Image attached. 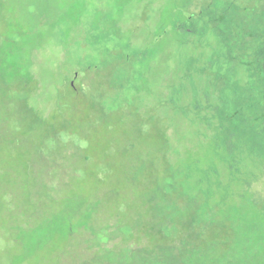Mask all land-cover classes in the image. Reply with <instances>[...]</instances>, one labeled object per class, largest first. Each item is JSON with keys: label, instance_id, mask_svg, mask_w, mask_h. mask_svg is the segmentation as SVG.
Masks as SVG:
<instances>
[{"label": "rangeland", "instance_id": "1", "mask_svg": "<svg viewBox=\"0 0 264 264\" xmlns=\"http://www.w3.org/2000/svg\"><path fill=\"white\" fill-rule=\"evenodd\" d=\"M10 38L27 48V70L34 78L29 102L41 117H49L56 96L72 104L66 90L73 83L80 95L72 117L78 124L86 121L88 101L103 96L107 77L116 74L128 83L111 106L123 107L127 124L111 125L112 115L96 111L89 115L90 123L80 124L88 136L108 131L110 138L96 139L110 146L108 160L96 153L86 165L72 163L55 150L71 147L80 160L84 153L76 148L78 143L63 149V141L56 146L45 141L33 173H5L6 184L0 187V264H177L176 246L163 252L147 234L154 229L153 207L144 199L155 190L145 178L147 167L136 156L152 146L139 144L133 133V109L128 106L132 97L139 99L134 105L142 114L151 112L163 122L172 163L186 149L192 151L198 143L213 146L223 140L224 130L237 129L243 168L239 177L252 183L247 199L239 201L242 210L249 211L247 220L234 230L224 217H215L210 225L206 216L201 244L210 250L202 260L264 264V7L257 0H0V40L7 45ZM120 59L126 63L117 73ZM16 81L15 74L10 90ZM213 109L231 119L221 125L218 117L212 118ZM197 114L210 118L213 127L197 120ZM10 119L0 107V145L15 143L18 127ZM121 127L128 133L120 135ZM49 157L60 162L51 167ZM106 162L105 187L92 189L87 180ZM52 177L58 184L49 191L56 197L63 180L72 178L68 193L77 195L64 206L49 205L45 192L38 195ZM33 178L38 181L32 190ZM118 204L121 209L115 208ZM225 228L227 243L220 239ZM185 254L190 256L188 264L189 245Z\"/></svg>", "mask_w": 264, "mask_h": 264}, {"label": "trees", "instance_id": "2", "mask_svg": "<svg viewBox=\"0 0 264 264\" xmlns=\"http://www.w3.org/2000/svg\"><path fill=\"white\" fill-rule=\"evenodd\" d=\"M25 37L26 34H23V40ZM26 50L27 48L15 39L10 38L7 45L3 40H0V107L6 109L8 119L11 116L13 120H10L18 127L16 130L14 129L16 134L15 143L0 145L1 188L6 184L4 177L8 171L24 172L25 174H28V172L33 173L31 167H33L35 157H39V146H43L45 141L52 145L55 143V146L58 145V142L63 141V149L70 145L73 146L74 142L78 143L76 148H79L80 152L82 150V153H84L80 160L76 157L77 154L73 152L71 147L63 151L59 149L60 152L55 150L57 155L65 153L68 157L67 159L71 160L72 163L77 162L86 165L90 158L89 156H93L96 153L101 160H108L111 156L110 146H101L96 141L98 137L104 140L110 138L108 131L104 129L95 135L88 136L79 128L80 124L91 122L89 120L91 112L96 111L104 117L112 115V118L108 119L111 121V125L118 124V126H123L125 123L127 124L121 111L123 107L115 109L113 105L111 106L114 100L119 99V94L124 91L128 83L126 79L123 78L125 81L122 80L121 75L116 74L107 77V91L103 96L97 99L96 102L88 101V109L85 111L84 118L86 121L78 124L72 117L78 110L77 102L80 95L74 85L67 86L66 90V93L74 100H72V104L68 102L69 107H67V99L56 96L55 98L58 102L55 100V106L51 110L49 117H41L29 102L32 94L30 79L33 77L27 70L28 53H26ZM104 62L101 65H104ZM118 62L117 73H122V66L126 63V60L120 59ZM102 67L99 66L97 68L102 70L104 69ZM14 72L17 81L14 84L15 88L10 90L9 84L14 78ZM131 99L128 106L133 109L132 117L130 118L133 123V133L138 143H147L145 146H152L147 153H152L155 150L153 154L147 156L146 149H144L143 154L147 157L142 154L136 156L140 160L141 165L147 167L145 178L152 183V188L150 189L155 190V192H151L154 195H147L146 199H144L145 205L152 204L151 206L153 207L151 212L153 219L150 220V224L153 223L151 226L154 229H152V232L147 233L149 237H152L149 240L158 242L155 244L160 245L163 252H170L176 246V260L174 262L177 264H185V259L190 257L185 254V247L189 245L193 261L190 260L188 264H196V262L203 264L202 255L210 250L209 245L204 247L201 244L202 232L205 229L202 224L205 217L209 216L207 221L211 220V225L215 217L222 216L232 223L234 230L237 225L240 226L241 221L246 222L247 220V215L245 214H248L249 211L242 210L241 206H239V201L247 199L245 195H249L248 190L252 183L248 182V179L241 180L239 177L243 168L238 161L237 129L224 130L222 132L224 135L223 140L216 142L213 146H207L203 143L200 145L198 143L197 147H194L192 151H186V149L184 153H180L179 160L172 163L168 158L170 149L169 137L162 125L163 122L151 115V112L150 114L148 112H146L147 114H142L140 107L137 108L134 105L140 103L139 99V103L137 99L133 97ZM169 102L173 103V100L171 99ZM67 108H71L72 111ZM197 110L200 109L198 108ZM213 110L216 114L214 113L212 118L218 117L217 119L221 125L226 122L225 120L231 119V117L225 116L219 110ZM183 115H186V113ZM262 115L264 116V113ZM196 118L204 125L213 127L210 118L202 117L199 114H197ZM158 124L162 127H158ZM218 127L221 126L219 125ZM120 129V135L128 133L124 127ZM77 135L79 136L77 137ZM31 136L35 139H29ZM22 140L23 142H21ZM27 140H30V147L34 150L33 159L26 145ZM261 148L259 146V149ZM50 158L48 159L50 160ZM202 159L209 161H202ZM50 161L52 162L49 164L51 167H55L58 161L60 162V160ZM107 162L105 167L98 169L87 180L91 184L92 189L97 190L98 187H105L106 175L103 174L108 168ZM71 179L63 180L62 193L58 197L53 196L49 191H55L58 184L57 178L53 177L45 182L42 188L43 191L38 193V195L41 196L42 193L43 196V192H45L49 205L58 204L64 206L69 202L70 197L77 195L71 192L68 193V182ZM32 181L33 187L31 189L33 190L38 180L33 178ZM122 187H125V185ZM240 188L247 189L246 193H241L239 191ZM150 189H147L141 197H144ZM67 195L70 196L67 197ZM210 207L217 210H208ZM115 208L121 209V205H115ZM90 219L87 218L85 220L89 221ZM146 222H149V220ZM226 231L225 228L220 233V239L223 243H227ZM261 242L264 243V238ZM229 245L231 244H228V248ZM228 248H226V251H228ZM211 262V264H215L213 260ZM204 264L210 263L209 261L207 263L204 261ZM219 264H222V262Z\"/></svg>", "mask_w": 264, "mask_h": 264}, {"label": "flooded vegetation", "instance_id": "3", "mask_svg": "<svg viewBox=\"0 0 264 264\" xmlns=\"http://www.w3.org/2000/svg\"><path fill=\"white\" fill-rule=\"evenodd\" d=\"M257 4L260 6V7H264V0H257ZM215 21V20H214ZM222 21V20H220ZM219 21V22H220ZM218 23V22H217Z\"/></svg>", "mask_w": 264, "mask_h": 264}, {"label": "water", "instance_id": "4", "mask_svg": "<svg viewBox=\"0 0 264 264\" xmlns=\"http://www.w3.org/2000/svg\"><path fill=\"white\" fill-rule=\"evenodd\" d=\"M72 85H73V83H72Z\"/></svg>", "mask_w": 264, "mask_h": 264}]
</instances>
